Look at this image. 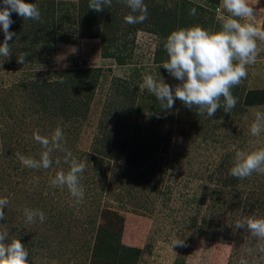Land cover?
Instances as JSON below:
<instances>
[{
    "label": "rangeland",
    "instance_id": "374dc122",
    "mask_svg": "<svg viewBox=\"0 0 264 264\" xmlns=\"http://www.w3.org/2000/svg\"><path fill=\"white\" fill-rule=\"evenodd\" d=\"M26 2L39 9L56 4V20L45 36L14 22L10 55L0 56V197L9 200L0 232H8L6 243L21 239L30 264H264V240L235 227L249 217L264 218V174H229L236 151L264 149V131L258 137L250 132L256 112L264 113V42L257 41V62L231 89L236 107L231 113L221 107L208 118L179 100L164 110L140 85L146 74L173 88L180 83L161 67L167 37L182 29L176 18L184 11L192 27L219 31L228 16L221 0H145L148 9H159L166 34L156 32L154 14L129 30L125 17L136 14L121 2L111 4L120 23L109 47L100 36L84 35L75 8L81 0ZM250 4L257 9L254 23L264 28V0ZM193 7L195 16L189 15ZM22 54L24 64L17 62ZM66 78L76 88L57 97L53 92ZM58 127L62 148L85 164L79 203L67 187L50 184L70 170L64 150L53 148L49 169L24 167L16 155L38 160L45 149L33 134L51 139ZM110 132L139 141L144 150L142 139L160 145L132 165L126 153L106 148ZM128 170L148 175L149 184L129 180ZM25 208L43 211L44 223H26Z\"/></svg>",
    "mask_w": 264,
    "mask_h": 264
},
{
    "label": "clouds",
    "instance_id": "9594fccd",
    "mask_svg": "<svg viewBox=\"0 0 264 264\" xmlns=\"http://www.w3.org/2000/svg\"><path fill=\"white\" fill-rule=\"evenodd\" d=\"M133 14L125 17L127 23H143L148 18V8L145 0H120ZM112 0H89V9L101 12L106 6L110 7ZM220 8L228 13L221 18L219 31H212L201 26L182 28L169 34L164 45L168 59L161 65L168 75L179 81L174 88L165 82L159 81L151 74L143 76L141 88H147L153 94L164 110L174 108L176 100L183 103L189 110L195 108L208 118L215 116L218 109L223 107L225 113H231L236 107L237 99L231 89L239 85L247 77V66L257 62L259 53L257 41L264 42V28L257 26L254 21L257 9L251 6L250 0H221ZM19 15L24 20L38 21L41 12L36 3L26 0H0V32L4 40L0 43V56L10 55L9 41L16 35L10 31L14 23L12 14ZM196 8L189 10V15L195 16ZM244 20V23H241ZM27 54L18 57V63L24 64ZM224 98L221 105L220 99ZM264 131V113L256 112L255 121L250 132L254 137ZM33 139L42 145L44 151L40 158L34 159L17 153L22 166L29 169H49L53 161L50 153L53 148L66 152L65 163L69 164L67 173L60 171L50 180L53 187H67L70 195L79 203L85 196V190L80 183L81 175L85 171V164L73 157L70 151L62 148L64 139L63 130L57 128L51 139L33 134ZM57 163H59L57 161ZM256 174H264V149L255 151L238 150L235 153L234 166L229 174L243 179ZM7 197H0V221L4 220V210L8 206ZM26 223L42 224L46 216L43 211L25 208ZM236 229L245 228L253 237L264 240V218H247L244 222H237ZM8 232H0V264H30L29 252L21 239L8 240ZM180 243H176L178 245ZM264 252V248H260ZM251 253L252 250L250 249ZM241 264H247L241 260Z\"/></svg>",
    "mask_w": 264,
    "mask_h": 264
},
{
    "label": "trees",
    "instance_id": "16d2710c",
    "mask_svg": "<svg viewBox=\"0 0 264 264\" xmlns=\"http://www.w3.org/2000/svg\"><path fill=\"white\" fill-rule=\"evenodd\" d=\"M88 2H89V0H81L80 5L78 7H75L76 10H78L80 12L79 21H81V23H80L81 28L86 30L84 32V35H88L90 37L100 36L103 43L107 47H109L110 45H112L113 42H115V40L117 38V36L114 35V31L120 23L117 20V15H116L117 11H114V10L112 11V5L120 6L119 5L120 0H112V5L110 6V8L108 6H106L105 9L101 12H95V11L89 9ZM53 7H56V4L49 3V5L46 9L41 8L40 9L41 18L38 21L24 20L23 18H21L18 15V18L16 19V21H14L15 26L20 27L21 25L22 26L27 25L31 29L30 32H32V33L40 32L42 35L45 36L48 34L49 29L52 27V25L55 23V20H56ZM148 10H149L148 15L151 16L152 14H154V16H155L153 19H151V21L156 20L155 21L156 24L159 25V28H156V30H158L156 32H164L165 33V31L168 30L166 27L167 23H165V25L163 22L161 23V20H162L161 15L162 14L161 13L159 14V9H157V7H153L152 9H148ZM176 19H177L176 22L179 23L181 28H190L193 25L192 20H190L189 16L184 11H182V18H180V19L176 18ZM103 22L104 23L106 22V26H104V24H103L104 28H101V27H103V26H101ZM161 24H163V25H161ZM139 27L137 25H134V23H130V29L129 30L137 31L139 29ZM177 28H178V26H177ZM105 50H108V48H105ZM105 52H107V51H105ZM105 54H107V53H105ZM68 79L69 78L63 79L62 83L64 84V87L62 89H60L59 91L55 90V92H53L57 97L58 96L61 97V95L64 94L66 87H67V90H69V91H70L69 87L70 88H73V87L76 88V84L73 85V87H71L70 83H68ZM48 86H49V84L45 85L46 88ZM85 86H86V84H84L83 88H85ZM152 96H154V95H152ZM65 99L68 100L67 98H65ZM65 106H67V105H65ZM66 108L67 107H64L62 110L65 111ZM106 136L107 137L105 138V140H109L106 143V148L109 149V151L111 153L112 152L115 153V150H117L118 153L119 152L126 153L128 163L132 164V165H136V166H139L138 165L139 163L141 164L143 157H145L148 154L153 153L154 150L156 148H158V146L160 145V143L157 140H154L155 143H152V140L149 142V141H147L149 139H142L141 142H147L146 144H144V146L147 147V149L144 150V148L143 149L139 148L140 142L133 139V138H132L133 140L132 139L131 140L126 139V140H129V142H127L126 140L121 141L119 139V137L117 138V136L115 135L114 132H110ZM126 172H127V174L131 175L129 177V180L135 181L138 185H145L147 183L149 184V180H147L148 175L129 172V170ZM230 181H232V180L230 179ZM233 184H235V183H233ZM123 249H127V248H123ZM112 250H113V254L114 253L119 254V250H116V248L112 247ZM129 250L133 251V252L134 251L137 252V250H133V249H129Z\"/></svg>",
    "mask_w": 264,
    "mask_h": 264
}]
</instances>
